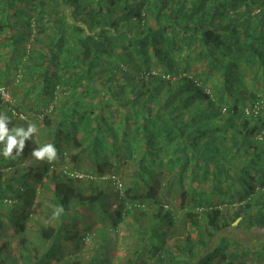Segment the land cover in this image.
Masks as SVG:
<instances>
[{
    "label": "trees",
    "instance_id": "1",
    "mask_svg": "<svg viewBox=\"0 0 264 264\" xmlns=\"http://www.w3.org/2000/svg\"><path fill=\"white\" fill-rule=\"evenodd\" d=\"M0 87L10 132L40 123L20 155L5 158L0 143V239L7 229L23 235L40 196L54 219L32 248L22 237L8 256L0 241V264H58L62 238L94 239L82 232L74 240L80 230L69 225L85 209L112 231L129 213L146 217L138 264H249L211 249L209 238L236 219L264 221L253 213L264 207V0H0ZM39 134L57 157L36 166L28 149ZM104 144L114 151L109 163L130 161L128 188L118 178L120 192L108 179L98 190L59 170L67 149L76 162L103 156ZM161 171L176 184L194 238L171 235L179 216L155 202L150 185ZM137 188L146 189L142 200ZM199 220L209 225L203 234Z\"/></svg>",
    "mask_w": 264,
    "mask_h": 264
},
{
    "label": "rangeland",
    "instance_id": "2",
    "mask_svg": "<svg viewBox=\"0 0 264 264\" xmlns=\"http://www.w3.org/2000/svg\"><path fill=\"white\" fill-rule=\"evenodd\" d=\"M7 99L10 100L8 95ZM19 102L20 104L24 103V101L20 100V98ZM32 108L33 105H31L28 109H24L22 114L26 116V113L29 112L28 110H31ZM2 115H4V110L0 109V116ZM39 125L40 123L36 124V126ZM34 143L35 146L33 144L32 147L35 149L42 147L45 144H49L47 135H37V137L34 139ZM67 150L68 151H66L63 166H60L59 170L61 171V169L65 167L70 171L90 176L91 179L87 177L82 179L86 184H94L95 186L101 188L103 183L97 179L98 174L101 172L103 174H115L117 178H120L124 182L126 188H128L127 186L133 180V171L131 169L130 161H120L119 163L117 162L116 165H113L111 161L109 163L108 159L112 158L111 153H114V151H109L105 144V154L103 156H96V158H94L90 153H87V155H81L80 159H78L76 162L70 159L72 150ZM36 160L38 162L36 166H39V161L37 158H35V161ZM84 165L89 167L87 171L83 169ZM59 170L50 169V171L47 173L52 176H56L59 173ZM150 183L155 196V202L168 204V206L173 208L174 214L179 216L177 222H175V224L170 228V231L174 232V234L171 235H190L194 238V231L192 229L193 226L191 225L190 221L181 218L183 209L180 207L177 200H175L176 184L171 180L169 174H167L165 171H161L160 174L154 175L152 177V181ZM110 189L112 192L114 191L113 188L110 187ZM137 190L138 192H135V195L139 197V200H142L143 194H146V189L137 188ZM44 202L46 205H42L43 208H47V210L48 208L53 210V208L51 209V207H49L50 204L48 199H45L42 203ZM37 206L38 207H35V209L32 210V214L35 217H37L36 215L42 214L40 205ZM258 206L254 207L253 213H260L264 216V207H261L262 204ZM221 208H224V206H221ZM81 213L80 220H77L76 222L69 221V225H71V228L74 232L80 230L78 233H73L75 236L74 240H76L77 236L82 232L89 234L90 238L92 237L91 240L93 239L94 235V239L90 242H86L87 244H79L66 241L64 238H62V241L60 240L62 246V255L60 256V261L58 264H74L75 262H79L80 264H96L97 259H100V262L97 264H105V261L110 264H138L136 256L138 253L144 254V252L142 251V242L137 232L141 224H143L144 227L147 226V223L145 222L146 217L142 216L141 212L135 211L127 214V216L124 217L123 222L118 226V231H112L111 223L107 222L104 216L98 213L95 209H85L82 210ZM253 220L254 219L251 220L252 225L249 227L247 222L242 223L245 221L236 219L234 221L235 223L232 222L228 227L221 228L216 235L209 238V247L211 249L221 250L225 256L235 253L237 255V257L234 258L236 262L247 261L249 263V260H251V264H264V252H259L261 249L264 250V221L262 220L260 222H255ZM238 224L241 226L237 227ZM198 225L199 226L196 228L195 232L201 234H203L204 230L209 226L208 223L201 220H199ZM7 230L4 231L2 236H4L5 240L8 242V249H11V245L13 246L17 244L19 239L16 238V236L9 238L11 232ZM35 230L36 228L31 229L27 231L24 236H22L27 243L28 248H32V245L34 244L33 241L35 240ZM30 243L31 245H29ZM100 252L103 253V256H100L101 258H96ZM250 255H253V257ZM71 256H74V258ZM216 260L217 259L215 258V261ZM229 260H231V258H226L225 260L221 261L220 264H225ZM254 261L256 262L253 263ZM205 264L215 263L214 261H209Z\"/></svg>",
    "mask_w": 264,
    "mask_h": 264
},
{
    "label": "clouds",
    "instance_id": "3",
    "mask_svg": "<svg viewBox=\"0 0 264 264\" xmlns=\"http://www.w3.org/2000/svg\"><path fill=\"white\" fill-rule=\"evenodd\" d=\"M9 120L6 116H0V143L4 144L3 155L5 158H14L13 149H16V155H20L25 148V141L29 140L33 133L37 131L34 124H29L27 130L23 127L14 128L9 131L7 124ZM38 160L53 161L57 157V150L52 144H45L42 147L34 149L31 153Z\"/></svg>",
    "mask_w": 264,
    "mask_h": 264
},
{
    "label": "crops",
    "instance_id": "4",
    "mask_svg": "<svg viewBox=\"0 0 264 264\" xmlns=\"http://www.w3.org/2000/svg\"><path fill=\"white\" fill-rule=\"evenodd\" d=\"M35 148H33L32 146H30V148L28 149V153H32V151L34 150ZM85 155H87V153L85 154ZM34 157V156H33ZM84 170H88L89 169V167H87L86 165H84V168H83ZM106 184H102V186H101V188H99V187H97L96 186V188L98 189V190H103V189H107V187L105 186ZM45 199L43 198V196L41 197H39V198H37V199H35L34 201H33V207H32V210L33 209H35V207H38L37 205H40V209L42 210V214H40V215H36L37 217H36V220L35 221H30V220H25V226H24V228L21 230V234H23V235H17V234H14L13 233V230L11 231L10 229H8L7 231H10L11 233H10V237L9 238H11V237H14V236H16V238H18L19 240V242H21L20 241V239L22 238V236H24V234H26V232L27 231H29V230H31V229H34V228H36V230L34 231V233H35V235H34V238H35V240H36V234H37V230H38V228L39 227H41V226H45V227H54V219L52 220V218L48 215L49 213H48V211L49 210H47V208H43L42 207V205H46V203L44 202V203H42L43 201H44ZM106 205H108L110 208H112L113 206H114V204H115V198L113 197V196H107V199H106V202H104ZM35 218V217H34ZM40 224V225H39ZM37 225V226H36ZM6 231V232H7ZM2 240H4V241H6L5 240V238H4V236H2V238H1V241ZM22 241H24V239L22 240ZM19 242L17 243V244H15V245H11V249H8V247H7V250H6V255H8V256H11L12 254L14 255V254H17V252H18V244H19ZM7 245H8V243H7ZM7 256V257H8ZM251 257H253V255H250ZM6 257V258H7ZM72 257V256H71ZM72 258H74V256L72 257ZM250 261L251 260H249V264H251L250 263ZM54 261H52V263H53ZM256 261H254L253 263H255Z\"/></svg>",
    "mask_w": 264,
    "mask_h": 264
},
{
    "label": "built area",
    "instance_id": "5",
    "mask_svg": "<svg viewBox=\"0 0 264 264\" xmlns=\"http://www.w3.org/2000/svg\"><path fill=\"white\" fill-rule=\"evenodd\" d=\"M0 97L3 101H8L7 93H6L5 89L2 87H0ZM254 108L257 111L259 109V106L256 104V106ZM255 110H254V112H255ZM61 172H63V174H66L71 178L78 179V180L85 179L86 177L91 179L90 176H86V175L81 174V173H76V172L70 171L68 168H65V167L61 169ZM97 179L100 181L108 179L116 190H118L120 192L122 189V183L114 175H104V176L98 175Z\"/></svg>",
    "mask_w": 264,
    "mask_h": 264
},
{
    "label": "water",
    "instance_id": "6",
    "mask_svg": "<svg viewBox=\"0 0 264 264\" xmlns=\"http://www.w3.org/2000/svg\"><path fill=\"white\" fill-rule=\"evenodd\" d=\"M235 223V222H234Z\"/></svg>",
    "mask_w": 264,
    "mask_h": 264
}]
</instances>
